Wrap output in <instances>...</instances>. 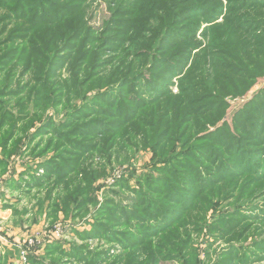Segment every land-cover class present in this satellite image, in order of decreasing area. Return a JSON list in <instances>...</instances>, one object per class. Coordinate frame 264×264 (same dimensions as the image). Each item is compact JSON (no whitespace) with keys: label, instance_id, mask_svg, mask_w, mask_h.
I'll list each match as a JSON object with an SVG mask.
<instances>
[{"label":"trees","instance_id":"16d2710c","mask_svg":"<svg viewBox=\"0 0 264 264\" xmlns=\"http://www.w3.org/2000/svg\"><path fill=\"white\" fill-rule=\"evenodd\" d=\"M262 46L264 0H0V177L22 147L54 154L28 161L43 177L28 168L7 188L38 199L87 175L85 156L109 143L127 164L151 154L144 172L115 179L88 235L113 234L118 255L67 253L58 240L30 264H62L57 253L78 264L264 262V87L229 103L264 79V64L245 66Z\"/></svg>","mask_w":264,"mask_h":264},{"label":"rangeland","instance_id":"374dc122","mask_svg":"<svg viewBox=\"0 0 264 264\" xmlns=\"http://www.w3.org/2000/svg\"><path fill=\"white\" fill-rule=\"evenodd\" d=\"M105 3L106 2H103L101 4V7H97L92 15L91 21L95 26H99V24L106 17H108V14L106 13ZM254 50L256 51H248L247 57H249V59L245 64L246 67L256 65L255 62L264 64V46L254 48ZM257 51L262 52V54L260 55L261 59L256 58L252 55ZM67 75L68 74L66 73V71H63V76L67 77ZM249 85L250 84L248 83L247 86ZM263 87L264 79H259L255 83V85L251 87V90L248 94L243 95V97H238V100H230L229 103L233 105V109H236ZM60 120L61 116L58 121ZM38 142H40V139H38L35 144H33L32 149L36 147ZM47 143L48 139L45 138L40 148H45ZM111 145L112 144L109 143L105 146L100 157L96 156L95 158L90 159L85 156L87 162L85 163L84 167H89L87 168V175L84 176L83 174L70 179L68 183H63L55 189L48 188L45 190H41L42 192H40V194L38 195V199H35L34 197V195L38 193L36 190H34L30 195H27L25 193V188L23 189L24 191H17L13 189L11 190L10 188L8 189L6 185L9 181L12 180L19 182V180L23 177L22 175L26 173L28 168H33L32 172L36 177H43L46 172L37 170L38 164L35 165L33 163H29L28 161L32 160L33 158L38 161V163L44 162L47 158L54 155L53 152L51 151L46 156H44V158H39L34 157L32 155V152L26 153V151L25 153H23V149L25 147H22L21 151L12 156V158L10 159L11 165L9 166V172L4 177H0V183L4 182V192L1 196L2 208L4 209L6 206L11 207V219L9 220L10 222L8 224L11 230L9 231V233L12 234V232H15V230L17 231V234L11 237L18 238L21 235L23 236L26 228L42 229L47 226L52 227L57 224H64L65 226L69 227V229L67 230L69 236L64 242L66 243L64 250L67 251V253L70 252V249H72L75 245L79 248H84L86 246L91 251L97 250L100 253L110 251L111 255H118L120 251L117 248L119 247L116 243L109 240L110 238H113V234H109L108 237L106 235H103V237L97 238H89L88 235H90L92 232L95 234L97 230L96 225L100 220V214H98L100 212L99 210L101 208H106L107 210L108 208V201L111 199V197L107 194L109 192L108 190L116 185V182L112 183V178H114V175L117 173H120L122 175V173H124L125 171L128 174L132 166L136 167L135 169H133L137 173L144 172L146 169V165H148L149 161L151 160V154L144 151L138 152L136 153V155H134V158L130 160L129 164H127L126 162H124V160H120V158H118V156L114 153V149L113 147H111ZM0 158L2 159L1 155ZM27 178L28 177H24L25 180H27ZM88 184H91L90 190L87 191L86 196L84 195L83 197H80V195L84 191V187H87ZM50 191L52 192V194H49ZM49 195H52V198L50 200L48 199ZM87 198L96 199V201L95 203L85 204L84 202ZM70 200L75 201L76 203L83 202L84 205L81 209L77 210L75 209L76 204H74L73 202L70 203ZM40 201L44 203L42 211L39 208L38 204V202ZM103 217L106 218V214H104ZM4 228L7 229L6 227ZM120 229L124 231V228ZM82 235H84L83 237L85 238V240H81L80 237ZM218 248L221 247H218V245H216L213 250ZM59 255L60 254L57 253L56 256L51 259L58 260L62 258V264H78V262L74 261L67 262L68 259L62 257V255ZM44 257H42V255L40 254H36L35 260L39 261ZM46 261L49 263V260ZM168 264L178 263L168 262ZM256 264H264V262Z\"/></svg>","mask_w":264,"mask_h":264},{"label":"built area","instance_id":"2783aa9c","mask_svg":"<svg viewBox=\"0 0 264 264\" xmlns=\"http://www.w3.org/2000/svg\"><path fill=\"white\" fill-rule=\"evenodd\" d=\"M121 177L120 173L114 175L112 183L115 179ZM4 192L2 185H0V207L1 196ZM69 227L64 224H57L52 227H44L40 229H25L23 238L19 242H11L10 233L0 223V256L6 253L8 248L15 247L17 249L16 255L10 260L9 264H30V256L39 254L43 251L45 246L51 241L66 240L69 236Z\"/></svg>","mask_w":264,"mask_h":264},{"label":"crops","instance_id":"0c3cea01","mask_svg":"<svg viewBox=\"0 0 264 264\" xmlns=\"http://www.w3.org/2000/svg\"><path fill=\"white\" fill-rule=\"evenodd\" d=\"M2 205L0 207V223L2 224L3 227H6L8 231H10V227H9V220L11 219V215H10V208H2ZM7 225V226H6ZM17 234V231L15 230V232H12V234L10 235L11 238V242H19V240H21L23 238V236L21 235L18 238H13L11 236H14ZM17 253V249L15 247L8 248L6 250V253L2 256H5L7 258V264H9L10 260L16 255Z\"/></svg>","mask_w":264,"mask_h":264}]
</instances>
